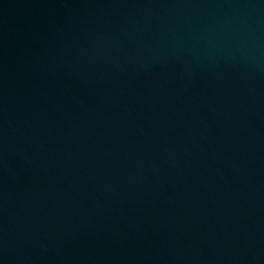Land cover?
Wrapping results in <instances>:
<instances>
[{"label": "water", "instance_id": "obj_1", "mask_svg": "<svg viewBox=\"0 0 264 264\" xmlns=\"http://www.w3.org/2000/svg\"><path fill=\"white\" fill-rule=\"evenodd\" d=\"M0 264H264V0H0Z\"/></svg>", "mask_w": 264, "mask_h": 264}]
</instances>
